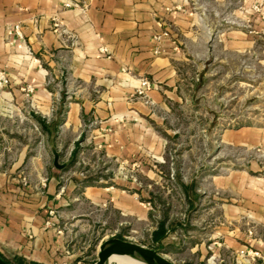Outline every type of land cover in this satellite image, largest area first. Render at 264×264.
Returning <instances> with one entry per match:
<instances>
[{"label": "crops", "instance_id": "1", "mask_svg": "<svg viewBox=\"0 0 264 264\" xmlns=\"http://www.w3.org/2000/svg\"><path fill=\"white\" fill-rule=\"evenodd\" d=\"M66 1L0 0V72L8 80L0 86V257L26 264H74L62 215L77 192L127 213L126 182L112 187L102 172L84 183L77 166L85 151L103 165L141 160L145 148L165 159L160 130L184 97L180 68L192 49L220 41L217 29L209 38L207 17L222 16L225 0H75L82 9ZM143 79L153 83L151 104L133 98ZM247 181L219 206L230 231L207 248L194 245L216 264H239L245 253L249 264H264V185Z\"/></svg>", "mask_w": 264, "mask_h": 264}, {"label": "rangeland", "instance_id": "2", "mask_svg": "<svg viewBox=\"0 0 264 264\" xmlns=\"http://www.w3.org/2000/svg\"><path fill=\"white\" fill-rule=\"evenodd\" d=\"M223 9L222 16L207 17L209 38L217 29L213 40L220 41L192 49L191 62L180 68L184 97L172 103L160 130L165 159L156 161L147 148L141 160L105 165L83 154L77 171L87 175L84 183L103 173L112 187L126 182L128 211L121 214L114 202L94 206L80 192L70 197L74 208L62 216L74 264H94L100 244L115 238L153 249L173 264H216L194 245L207 248L219 242L222 230L230 231L219 207L230 201L227 190L234 185L242 194L248 178L257 188L264 185V0H225ZM161 224L163 236L156 239ZM248 227L241 224L240 232L247 234ZM245 254L239 264L251 263ZM224 264L235 263L229 258Z\"/></svg>", "mask_w": 264, "mask_h": 264}, {"label": "water", "instance_id": "3", "mask_svg": "<svg viewBox=\"0 0 264 264\" xmlns=\"http://www.w3.org/2000/svg\"><path fill=\"white\" fill-rule=\"evenodd\" d=\"M125 254L145 264H173L163 255L143 245L122 239H109L100 244L97 260L94 264H106L110 255ZM0 264H8L0 257Z\"/></svg>", "mask_w": 264, "mask_h": 264}, {"label": "built area", "instance_id": "4", "mask_svg": "<svg viewBox=\"0 0 264 264\" xmlns=\"http://www.w3.org/2000/svg\"><path fill=\"white\" fill-rule=\"evenodd\" d=\"M64 7L66 8H83V4L79 5L78 2L75 0H69L64 2ZM16 34L20 37V33L18 30V26H15ZM8 83L7 78L3 74V72H0V86L6 85ZM153 86V83L147 79L141 80L139 86L135 89L134 95L146 97V92ZM25 91L30 93L32 92V87L27 85L25 88ZM54 212L50 211V216L52 217ZM52 225V221L50 219L45 221V226Z\"/></svg>", "mask_w": 264, "mask_h": 264}, {"label": "bare ground", "instance_id": "5", "mask_svg": "<svg viewBox=\"0 0 264 264\" xmlns=\"http://www.w3.org/2000/svg\"><path fill=\"white\" fill-rule=\"evenodd\" d=\"M112 260H116V261H121L125 264H145L133 257H130L128 255H125V254H114V255H110L107 260H106V264L109 263V261H112Z\"/></svg>", "mask_w": 264, "mask_h": 264}, {"label": "trees", "instance_id": "6", "mask_svg": "<svg viewBox=\"0 0 264 264\" xmlns=\"http://www.w3.org/2000/svg\"><path fill=\"white\" fill-rule=\"evenodd\" d=\"M163 232H164V227H163V225L161 224V226L159 227V230H157V232H156V239H159L160 237H162L163 236ZM2 259H3V257H1ZM5 262H7L8 264H11V263H9L8 261H6L5 259H3ZM15 261L16 262H19V263H21V262H23L20 258H16L15 259ZM24 263V262H23Z\"/></svg>", "mask_w": 264, "mask_h": 264}]
</instances>
